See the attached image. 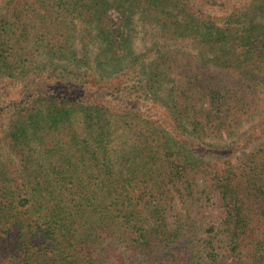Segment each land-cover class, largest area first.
<instances>
[{
  "label": "trees",
  "instance_id": "obj_1",
  "mask_svg": "<svg viewBox=\"0 0 264 264\" xmlns=\"http://www.w3.org/2000/svg\"><path fill=\"white\" fill-rule=\"evenodd\" d=\"M262 139L264 0H0V264H264Z\"/></svg>",
  "mask_w": 264,
  "mask_h": 264
},
{
  "label": "rangeland",
  "instance_id": "obj_2",
  "mask_svg": "<svg viewBox=\"0 0 264 264\" xmlns=\"http://www.w3.org/2000/svg\"><path fill=\"white\" fill-rule=\"evenodd\" d=\"M155 35H156L155 31L148 30L147 28H145L143 23L140 20L137 19L136 21L133 22L131 40H132V44L134 46V52L136 53V55L146 53L152 47L154 39L157 36ZM79 47L81 46L79 45ZM168 47L172 48L173 50H178V51H182L185 53H190V54L194 53V49H193L191 41H187V40L177 41V42H172V43L161 42L160 47L158 46L157 49H160V48L166 49ZM98 48H99V45L97 46L95 45L91 48V58H92L93 66L99 67L98 58L102 55ZM77 49H78L77 52L81 54L82 48H77ZM155 56H157L156 51L155 50L150 51L149 57L151 58ZM91 81L92 83H94L93 77L91 78ZM119 81H120V78L116 77V78H113V81L111 82L118 83ZM111 82L109 84H111ZM263 140L264 139L256 142L250 149L257 146Z\"/></svg>",
  "mask_w": 264,
  "mask_h": 264
}]
</instances>
